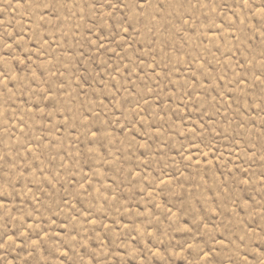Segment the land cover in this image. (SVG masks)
Listing matches in <instances>:
<instances>
[{
  "label": "rangeland",
  "instance_id": "obj_1",
  "mask_svg": "<svg viewBox=\"0 0 264 264\" xmlns=\"http://www.w3.org/2000/svg\"><path fill=\"white\" fill-rule=\"evenodd\" d=\"M0 264H264V0H0Z\"/></svg>",
  "mask_w": 264,
  "mask_h": 264
}]
</instances>
